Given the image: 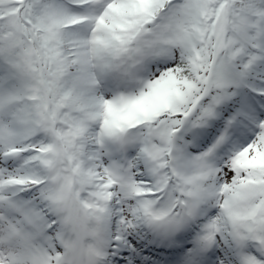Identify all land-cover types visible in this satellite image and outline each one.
<instances>
[{
  "label": "snow or ice",
  "instance_id": "obj_1",
  "mask_svg": "<svg viewBox=\"0 0 264 264\" xmlns=\"http://www.w3.org/2000/svg\"><path fill=\"white\" fill-rule=\"evenodd\" d=\"M0 264H264V0H0Z\"/></svg>",
  "mask_w": 264,
  "mask_h": 264
}]
</instances>
